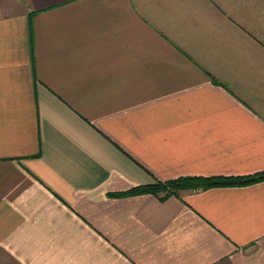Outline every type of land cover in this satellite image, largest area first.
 <instances>
[{
    "label": "crops",
    "instance_id": "0c3cea01",
    "mask_svg": "<svg viewBox=\"0 0 264 264\" xmlns=\"http://www.w3.org/2000/svg\"><path fill=\"white\" fill-rule=\"evenodd\" d=\"M264 0H0V264H264Z\"/></svg>",
    "mask_w": 264,
    "mask_h": 264
},
{
    "label": "trees",
    "instance_id": "16d2710c",
    "mask_svg": "<svg viewBox=\"0 0 264 264\" xmlns=\"http://www.w3.org/2000/svg\"><path fill=\"white\" fill-rule=\"evenodd\" d=\"M264 179V170L244 175H212V176H182L166 181L138 185L131 189L132 193L149 192L161 194L168 191L163 197L178 193L182 189L207 188L214 185L248 184Z\"/></svg>",
    "mask_w": 264,
    "mask_h": 264
},
{
    "label": "rangeland",
    "instance_id": "374dc122",
    "mask_svg": "<svg viewBox=\"0 0 264 264\" xmlns=\"http://www.w3.org/2000/svg\"><path fill=\"white\" fill-rule=\"evenodd\" d=\"M185 190H190V189H182V190H180L177 194H179V193H181V192H183V191H185ZM167 192H168V191H163V192H161V195L167 194ZM174 194H176V193H174Z\"/></svg>",
    "mask_w": 264,
    "mask_h": 264
}]
</instances>
